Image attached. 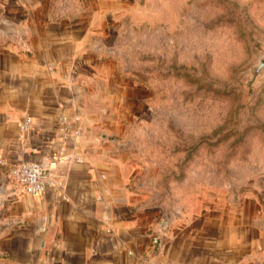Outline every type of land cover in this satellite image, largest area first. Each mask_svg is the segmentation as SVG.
I'll use <instances>...</instances> for the list:
<instances>
[{
  "label": "rangeland",
  "instance_id": "374dc122",
  "mask_svg": "<svg viewBox=\"0 0 264 264\" xmlns=\"http://www.w3.org/2000/svg\"><path fill=\"white\" fill-rule=\"evenodd\" d=\"M41 4L64 41L81 42L82 72L104 98L116 153L143 170L153 204L169 218L202 219L254 200L264 217V70L254 74L264 63V0H35L32 7ZM162 243L161 236L152 248L149 238L152 250Z\"/></svg>",
  "mask_w": 264,
  "mask_h": 264
},
{
  "label": "crops",
  "instance_id": "0c3cea01",
  "mask_svg": "<svg viewBox=\"0 0 264 264\" xmlns=\"http://www.w3.org/2000/svg\"><path fill=\"white\" fill-rule=\"evenodd\" d=\"M33 5L0 0V22L9 25L0 30V157L44 162L59 149L61 117L81 135L66 145L74 158L56 168L60 188L29 195L0 166V264H264L258 202L233 213L208 210L202 219L169 218L153 204L143 170L116 153L104 98L82 72L81 42L64 41L46 5ZM16 32L27 42H16ZM26 115L32 127L23 131ZM152 229L163 240L156 251Z\"/></svg>",
  "mask_w": 264,
  "mask_h": 264
},
{
  "label": "built area",
  "instance_id": "2783aa9c",
  "mask_svg": "<svg viewBox=\"0 0 264 264\" xmlns=\"http://www.w3.org/2000/svg\"><path fill=\"white\" fill-rule=\"evenodd\" d=\"M19 127L23 131L29 130L32 127L31 116L26 115L19 123ZM58 133L60 140L59 149L51 153L44 162L20 161L10 164L7 160L0 157V166L8 168L9 178L18 183L29 195H38L48 188L57 189L62 185L56 174V168L74 158L72 154H68L65 151L66 145L72 136L81 135V131L72 126V122L67 117H61ZM149 238L152 248H157L161 245V233L150 234Z\"/></svg>",
  "mask_w": 264,
  "mask_h": 264
},
{
  "label": "water",
  "instance_id": "95a60500",
  "mask_svg": "<svg viewBox=\"0 0 264 264\" xmlns=\"http://www.w3.org/2000/svg\"><path fill=\"white\" fill-rule=\"evenodd\" d=\"M9 29V25L5 22H0V30L1 31H7ZM260 70H264V63L261 62L259 63V66L256 67L254 74H256L257 72H259Z\"/></svg>",
  "mask_w": 264,
  "mask_h": 264
}]
</instances>
